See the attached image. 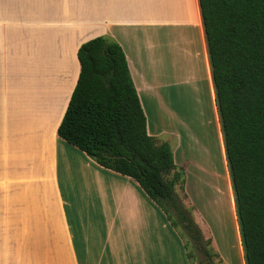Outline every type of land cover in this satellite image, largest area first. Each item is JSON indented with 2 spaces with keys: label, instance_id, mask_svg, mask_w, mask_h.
<instances>
[{
  "label": "crops",
  "instance_id": "1",
  "mask_svg": "<svg viewBox=\"0 0 264 264\" xmlns=\"http://www.w3.org/2000/svg\"><path fill=\"white\" fill-rule=\"evenodd\" d=\"M30 3L72 5L59 22L87 30L60 36L59 94L55 87L23 111L5 107L0 95V264H198L185 237L134 180L57 135L80 70L77 50L96 37L121 46L147 132L170 146L184 175L175 192L217 261L245 264L234 211L237 259L221 253L227 238L210 233L191 191L203 185L204 169L216 174L218 163L230 181L198 0H0V53L15 35L16 5ZM44 50L48 58L51 48Z\"/></svg>",
  "mask_w": 264,
  "mask_h": 264
},
{
  "label": "trees",
  "instance_id": "2",
  "mask_svg": "<svg viewBox=\"0 0 264 264\" xmlns=\"http://www.w3.org/2000/svg\"><path fill=\"white\" fill-rule=\"evenodd\" d=\"M245 264H264V0H198ZM79 74L57 135L100 167L134 180L179 229L198 264L217 254L175 192L170 146L147 132L121 46L96 37L77 50Z\"/></svg>",
  "mask_w": 264,
  "mask_h": 264
},
{
  "label": "rangeland",
  "instance_id": "3",
  "mask_svg": "<svg viewBox=\"0 0 264 264\" xmlns=\"http://www.w3.org/2000/svg\"><path fill=\"white\" fill-rule=\"evenodd\" d=\"M71 7L72 5L38 3L16 5L15 35L6 46L9 50H1L0 53V95L5 107L7 105L10 109L23 111L39 106L40 99L51 95L55 87L56 93L59 94L65 77L62 69L55 64L61 59L59 47L61 43L63 44V38L60 36L63 34L75 36V33L87 30L82 24H72L70 20L66 23L59 22L58 18L63 17L61 11L66 9L69 13ZM45 47L51 48L47 54L48 58ZM217 169L216 174L211 173L210 169H204L201 179L203 185L197 189L198 186L192 184L191 191L194 193L195 204L203 208V217L210 228V233L221 241L223 236L227 238L228 249L223 242L224 250L220 247L221 253L224 255L229 250L232 259H237L239 251L236 245L234 223L236 218L233 217L234 198L228 175L221 163H218ZM214 195L216 197L212 199L211 196ZM219 204L220 219L214 222L209 217L212 213L211 205L218 208ZM160 213L163 214L162 211ZM86 222L87 220L84 221ZM175 230L183 236L179 229ZM97 232L99 233L98 229ZM204 234L212 239L208 231ZM217 258H214L213 262L221 264Z\"/></svg>",
  "mask_w": 264,
  "mask_h": 264
},
{
  "label": "bare ground",
  "instance_id": "4",
  "mask_svg": "<svg viewBox=\"0 0 264 264\" xmlns=\"http://www.w3.org/2000/svg\"><path fill=\"white\" fill-rule=\"evenodd\" d=\"M193 31H194V30H193ZM194 33H195V31H194ZM194 37H196V36L194 35ZM195 41H196V40H195ZM196 42H197V41H196ZM193 47H194V48H193V51H194L196 46L193 45ZM196 48H198V46H197ZM189 49H190V48H189ZM198 50H199V48H198ZM198 50H196V51H198ZM197 55H198V56H196V55H195V56L198 57V58L200 57L199 59L202 60V59H201L200 52H199V53L197 52ZM196 57H195V58H196ZM192 58H194V55H193ZM195 58H194V59H195ZM195 60H196V59H195ZM194 62H197V61H194ZM194 65H195V63H194ZM194 65H193V66H194ZM199 65H200V69H202V66H201V65H202V62H201ZM195 67H196V65L194 66V68H195ZM194 68H193V69H194ZM198 69H199V68H198ZM189 71H190V68H189ZM202 71H203V70H202ZM192 72H193V71H192ZM194 72H195V71H194ZM197 72H198V70H197ZM201 74H202V72H201ZM193 76H194V75H193ZM196 76H197V75H196ZM196 76H195V77H196ZM199 77H200V75H199ZM191 79H193V78H191ZM188 80H189V79H188ZM197 80H198V77H197ZM200 80H201V79H200ZM195 81H196V80H195ZM200 83H201V81H200ZM194 85H195V84H194ZM202 85H203V84H202ZM203 87H204V85H203ZM196 88H197V87H196ZM204 88H206V87H204ZM201 89H202V87H201ZM208 112H209V110H208ZM212 133H213V132H212ZM204 167H206V166H204ZM208 170H209V169H208ZM210 172H211V170H210ZM211 173H212V172H211ZM213 174H215V173H213ZM216 193L219 194V192H216ZM211 197H212V199H214V197H216V196L214 195V196H211ZM219 198H220V196H219ZM219 198H218V200H219ZM219 207H220V204L218 205V208H216L215 206H212V205H211L212 213L210 214L209 217H210V218L212 219V221H214V222H216L217 219H220V218H219V215H221V214H220L221 212H220V208H219ZM213 210H214V211H213ZM211 219H210V220H211Z\"/></svg>",
  "mask_w": 264,
  "mask_h": 264
}]
</instances>
